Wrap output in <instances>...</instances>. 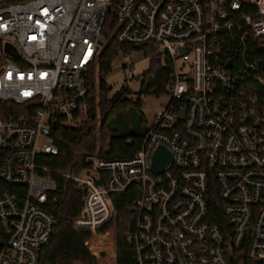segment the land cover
<instances>
[{
    "label": "built area",
    "instance_id": "built-area-1",
    "mask_svg": "<svg viewBox=\"0 0 264 264\" xmlns=\"http://www.w3.org/2000/svg\"><path fill=\"white\" fill-rule=\"evenodd\" d=\"M111 40L172 71L169 104L132 157L50 169L52 120L78 123L85 76ZM6 102L20 109L0 116V264L39 263L57 222L45 208L54 175L84 192L75 228L114 221L113 196L133 190L131 264H232L236 253L264 264V0H0ZM159 148L171 158L156 172ZM211 179L221 226L207 220Z\"/></svg>",
    "mask_w": 264,
    "mask_h": 264
},
{
    "label": "trees",
    "instance_id": "trees-1",
    "mask_svg": "<svg viewBox=\"0 0 264 264\" xmlns=\"http://www.w3.org/2000/svg\"><path fill=\"white\" fill-rule=\"evenodd\" d=\"M112 30L113 26L106 24L103 32L109 37ZM131 48L114 40L109 41L97 68L91 69L85 76L87 90L83 98L76 101L72 114V120L78 123L75 126L64 124L65 118L60 115L52 120L55 129H52L50 137L58 153L45 157L44 163L50 169L77 174L88 166L86 159L95 153L101 159L129 158L141 147L146 128L140 96L165 94L172 71L168 67H160L153 58L144 73L136 100L129 97L128 87L110 98L104 77L111 73L112 63L118 54L129 52ZM0 109V116L6 117L17 116L20 108L6 102L0 103ZM128 113L134 116V124L121 121ZM54 176L56 190L50 193L49 198L56 196L58 199L54 203L49 201L45 208L57 222L49 242L40 252L38 264H131L132 250L126 240V231L133 190L113 196L114 221L96 229L75 228L72 221L82 208L84 192L72 181ZM207 199V220L221 226L222 203L214 179L210 181ZM3 239L5 235L0 231V240ZM231 263L253 264L244 253L234 254Z\"/></svg>",
    "mask_w": 264,
    "mask_h": 264
},
{
    "label": "rangeland",
    "instance_id": "rangeland-1",
    "mask_svg": "<svg viewBox=\"0 0 264 264\" xmlns=\"http://www.w3.org/2000/svg\"><path fill=\"white\" fill-rule=\"evenodd\" d=\"M123 63L132 65V68H123ZM149 66L150 59L142 50L131 48L127 54L120 52L112 63L111 73L104 77V81L109 88V97L111 98L119 93L122 88L128 87L130 90L129 97L136 100L141 91L142 82L144 81V73L149 69ZM128 71H131L133 74L134 77L132 79L126 77ZM137 76L138 78H136ZM97 80L98 78L96 75V81ZM170 97L168 92L159 96H154L152 94L140 96L142 101L141 112L145 120V128L152 123L155 115L169 104ZM125 115H123L125 120L119 119L122 122L127 121L134 124V116L131 115V113ZM97 122H99L98 118ZM93 156L98 157L96 153ZM65 173L73 174L70 172Z\"/></svg>",
    "mask_w": 264,
    "mask_h": 264
},
{
    "label": "water",
    "instance_id": "water-1",
    "mask_svg": "<svg viewBox=\"0 0 264 264\" xmlns=\"http://www.w3.org/2000/svg\"><path fill=\"white\" fill-rule=\"evenodd\" d=\"M124 66V64H122ZM138 78V76L136 77ZM183 117V115H182ZM52 129H55V125H52ZM170 154L165 148H159L153 156V166L156 172H160L170 161Z\"/></svg>",
    "mask_w": 264,
    "mask_h": 264
}]
</instances>
